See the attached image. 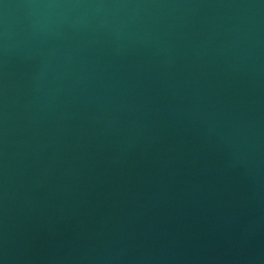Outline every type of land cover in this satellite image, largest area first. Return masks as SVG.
<instances>
[{"label": "water", "instance_id": "1", "mask_svg": "<svg viewBox=\"0 0 264 264\" xmlns=\"http://www.w3.org/2000/svg\"><path fill=\"white\" fill-rule=\"evenodd\" d=\"M0 264H264V0H0Z\"/></svg>", "mask_w": 264, "mask_h": 264}]
</instances>
